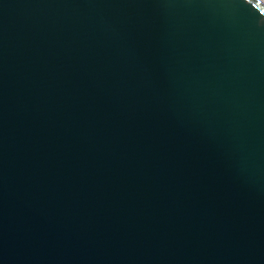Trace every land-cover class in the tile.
Wrapping results in <instances>:
<instances>
[{"label":"water","instance_id":"95a60500","mask_svg":"<svg viewBox=\"0 0 264 264\" xmlns=\"http://www.w3.org/2000/svg\"><path fill=\"white\" fill-rule=\"evenodd\" d=\"M0 264H264L259 0H0Z\"/></svg>","mask_w":264,"mask_h":264},{"label":"bare ground","instance_id":"6f19581e","mask_svg":"<svg viewBox=\"0 0 264 264\" xmlns=\"http://www.w3.org/2000/svg\"><path fill=\"white\" fill-rule=\"evenodd\" d=\"M259 1L264 6V0H259Z\"/></svg>","mask_w":264,"mask_h":264}]
</instances>
